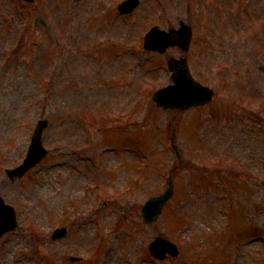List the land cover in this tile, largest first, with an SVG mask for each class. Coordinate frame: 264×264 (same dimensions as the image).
I'll list each match as a JSON object with an SVG mask.
<instances>
[{
    "label": "rangeland",
    "instance_id": "1",
    "mask_svg": "<svg viewBox=\"0 0 264 264\" xmlns=\"http://www.w3.org/2000/svg\"><path fill=\"white\" fill-rule=\"evenodd\" d=\"M119 2L0 0V192L19 217L0 264H264V123L235 111L264 93V28L247 34L243 12L264 19V0H140L126 15ZM181 21L194 24L192 71L216 96L154 108L149 96L183 53L145 52L143 36ZM40 117L50 153L10 176ZM173 169L175 193L147 223L143 205ZM161 234L179 256L153 257Z\"/></svg>",
    "mask_w": 264,
    "mask_h": 264
},
{
    "label": "water",
    "instance_id": "2",
    "mask_svg": "<svg viewBox=\"0 0 264 264\" xmlns=\"http://www.w3.org/2000/svg\"><path fill=\"white\" fill-rule=\"evenodd\" d=\"M130 2V3H129ZM129 4L136 5L137 0H129ZM126 3V4H127ZM191 40V28L189 26H184L179 30L173 29L171 32L167 33L159 28L154 30L148 39L147 46L151 48H158L160 50H164L169 45L174 44H181L185 49H188L189 42ZM171 68L175 70V78L177 81L176 86H172L168 89L160 90L157 95L156 99L159 98V102L161 105L164 106H177V107H187L194 104L205 103L210 100L212 92L210 89H207L204 86L198 85L195 83V80L190 75L187 60L184 58L178 63L171 62ZM188 89H192L193 91H189L188 93H183ZM44 125H41L38 130L37 134L34 138V142L32 145L33 149L40 150L41 147V132L44 128ZM43 149V148H41ZM45 152L41 154L37 151L30 155L27 162L22 165L19 170L23 172L29 166L34 164L39 158L43 156ZM36 156L32 158V156ZM174 191L173 181L171 185L167 189L166 192L160 194L156 197L151 198L148 200L144 212L147 216L149 221H153L161 212L163 205L167 202V200L171 197ZM13 218V212L11 210H5L4 207L1 205L0 200V232L4 231L5 228L10 224ZM6 224V225H5ZM1 234V233H0ZM152 250L155 254L159 257H164L167 250H170L173 254H178V249L175 244L169 241L168 238L158 237L152 244Z\"/></svg>",
    "mask_w": 264,
    "mask_h": 264
}]
</instances>
